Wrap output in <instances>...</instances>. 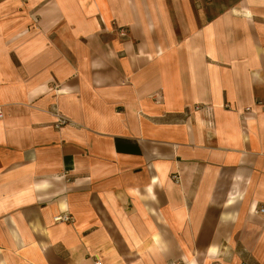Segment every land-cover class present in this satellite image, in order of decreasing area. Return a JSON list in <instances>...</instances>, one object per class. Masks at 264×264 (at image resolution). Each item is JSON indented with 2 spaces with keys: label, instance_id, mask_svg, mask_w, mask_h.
I'll return each mask as SVG.
<instances>
[{
  "label": "crops",
  "instance_id": "0c3cea01",
  "mask_svg": "<svg viewBox=\"0 0 264 264\" xmlns=\"http://www.w3.org/2000/svg\"><path fill=\"white\" fill-rule=\"evenodd\" d=\"M0 111V264H264V0H0Z\"/></svg>",
  "mask_w": 264,
  "mask_h": 264
},
{
  "label": "built area",
  "instance_id": "2783aa9c",
  "mask_svg": "<svg viewBox=\"0 0 264 264\" xmlns=\"http://www.w3.org/2000/svg\"><path fill=\"white\" fill-rule=\"evenodd\" d=\"M120 34L121 35H125V30L124 29H120ZM195 108H198L197 106ZM2 117V113L0 111V118ZM67 123L66 118H64L63 116H58L57 121L55 123V126L58 128L60 126H63ZM260 212L264 213V207H261ZM55 221H64V222H68L71 221V216H69L68 214H61V215H57L54 217ZM95 264H100V261L95 262ZM171 264H185L184 262H173Z\"/></svg>",
  "mask_w": 264,
  "mask_h": 264
}]
</instances>
